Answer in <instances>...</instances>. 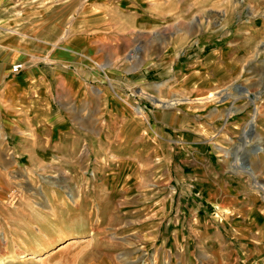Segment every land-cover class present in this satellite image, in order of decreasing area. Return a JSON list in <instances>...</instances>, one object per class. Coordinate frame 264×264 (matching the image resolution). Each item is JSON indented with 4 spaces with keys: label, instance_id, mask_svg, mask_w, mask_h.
<instances>
[{
    "label": "rangeland",
    "instance_id": "obj_1",
    "mask_svg": "<svg viewBox=\"0 0 264 264\" xmlns=\"http://www.w3.org/2000/svg\"><path fill=\"white\" fill-rule=\"evenodd\" d=\"M146 1L158 2L139 3L145 6ZM165 1H170L166 9L172 15L161 20V25L151 26L144 24L141 9L127 1L91 0L85 21L91 29L86 34L95 61L89 63L87 58L77 56L78 63L67 60L70 57L61 46L69 34L85 31L74 29L81 22L76 13H62L67 10L64 0L58 7L64 8L58 14V30L46 23L43 26L45 19L39 18V13L52 5L48 0H0V41L28 52L41 49L42 55L58 52L57 58L64 60L61 71L67 70L70 61L81 68L86 61L91 73L96 70L109 77L106 81L103 76H93V84L107 88L119 84V111L91 112L93 139L101 147H119V159L107 156L99 163L96 153H87L82 147L76 158H59L50 151L47 157L25 166L26 160L15 150V139L0 131V264H264L259 248L249 255L248 244L243 250L246 254L230 253L237 241L225 234L227 207L219 209L208 203L204 199L207 190L197 191L201 186H180L178 176L181 168L186 172L196 162L207 167L202 157L195 160L189 156L196 148L205 149V144L195 136L184 137L187 132L198 130L203 121L215 116L224 118L229 102L231 118L246 113L254 125L261 116L264 0ZM163 30L169 31L166 38L195 39L181 47L178 57L167 64L170 75L199 57L197 30H229L237 34L233 43L245 44L244 62L237 65L234 81L208 98H216L223 109L205 110L208 106L203 107L195 96L187 103L171 102L165 114L177 124L163 127L156 126L166 124L163 119L154 120L150 110L133 101L138 86L146 98L147 84L161 78L159 65L155 63L151 69L147 60L164 41ZM238 32H246L245 39ZM16 63L11 62L8 71ZM190 83L194 86L191 80L185 85ZM59 85L56 98L67 102L66 86L62 81ZM249 95L257 100L252 102ZM113 118H119V138L99 139L98 126L107 119L109 128ZM38 138L34 146L47 148L53 144L44 142L41 135ZM118 179L119 186H83L106 180L113 185ZM136 183L140 186H123ZM247 187L264 202V187ZM213 195L225 203L231 198L226 190L213 191Z\"/></svg>",
    "mask_w": 264,
    "mask_h": 264
},
{
    "label": "crops",
    "instance_id": "obj_2",
    "mask_svg": "<svg viewBox=\"0 0 264 264\" xmlns=\"http://www.w3.org/2000/svg\"><path fill=\"white\" fill-rule=\"evenodd\" d=\"M48 1L52 5L48 7L49 9L42 10L44 12L41 15L39 13V18L45 19L42 21L43 26L47 24L52 29L58 30V14L64 9L58 8L62 0ZM64 1L67 10H63L62 13H67V16L71 13L74 16L76 13V17L80 18L81 22L77 29L76 26L74 29L85 32L69 34L61 47L70 57L67 60L72 58L71 61L78 62L76 57L81 56L91 63L95 58L89 52L90 42L86 34V30L91 29L85 21L89 14L87 3L91 0ZM123 1L129 2L131 7H139L142 20L147 25H161V20L166 21L165 19L172 15L166 9L170 1L157 0L158 2L152 4L146 1L145 6L139 3V0ZM136 22L139 24L138 21ZM197 31L199 57L188 60L177 74L167 73V64L178 57L181 47L195 39L181 36L166 38L169 31L163 30L164 41L147 60V63L152 64L151 69L155 63L159 65L161 78L147 84L146 98L141 94L143 90L140 86L132 96L133 101L139 102L138 105L142 104L151 111L154 120L163 119L161 122H166V124L156 123V126L166 127L169 126L168 123L176 125V120L165 112L169 109V105H172L171 102L187 103L192 96L198 98L203 107L208 106L205 110L215 112L218 108L223 109L218 106L219 101L216 102V98L211 100L208 98L211 93H216L220 88H225L234 81L237 65L244 62L245 44L237 46L232 42L236 39V33L231 34L229 30ZM245 33L238 32V35L245 39ZM0 44L2 45L0 46V131L6 137L15 139V150L19 152L18 156L26 160L25 166L37 158L47 157L50 151L56 153L59 158H76L81 155L82 147H86L87 153L88 151L96 153L100 159L99 163L107 156L119 159V147L113 150L101 147L93 139L91 113L93 109L119 111V84L114 83V87L111 88L93 84V76L99 79L103 76L106 81L109 77L96 70L91 73L92 67L87 65L86 61L82 62L84 64L82 68L70 61L69 64L67 63V70L61 71L59 66L64 60L57 58L58 52L42 55L41 49L39 52H28L14 44L12 49L9 42L0 41ZM103 45L106 46L105 43ZM42 59H46L47 62H38ZM14 61L23 65L16 73L12 70L8 71L9 65ZM103 67L106 65L104 64ZM171 78H174V81ZM189 80L194 82V86H191V83L185 85ZM60 81L63 82L64 87L66 86L63 88L64 93H67V102H60V99L56 98L60 94ZM178 83L181 85L176 86ZM191 91H196V95ZM157 104L161 106L158 107ZM230 107L229 102L224 118L215 116L216 118L212 120H205L201 123L202 130L199 125L198 130L193 129L192 132L189 131L184 135L186 138L188 136L200 138L205 144V149L196 148L189 156L195 160L202 157L205 160L203 165L207 167L198 166L196 162L192 167L187 168L186 172L181 168V173H178L179 184L187 187L201 186L197 191L207 190V197L204 199L208 203L219 209L227 207L225 234L237 241V245L235 244L237 247L230 253L246 254L243 250L248 244L246 250L249 251V255L250 251L255 252V248H259L258 254L263 256L260 262L264 263V247L260 244H264V202L247 187H264V104L260 108L261 116L254 122L257 135L253 134L251 137L245 134L250 121L248 115L243 113L238 118H231L233 111L230 110L233 108ZM107 122L106 119L102 126H98L99 139L116 141L119 138V118H113L109 128ZM179 125L181 127L180 123ZM39 135L44 138V142L53 144L47 148L34 146L33 143L39 141ZM253 146H258L259 149L253 152L251 150ZM106 181L90 183V185L84 183L83 186H119V179L113 185ZM123 186L140 185L136 183ZM221 190H226L231 196L227 203L213 195V191Z\"/></svg>",
    "mask_w": 264,
    "mask_h": 264
},
{
    "label": "water",
    "instance_id": "obj_3",
    "mask_svg": "<svg viewBox=\"0 0 264 264\" xmlns=\"http://www.w3.org/2000/svg\"><path fill=\"white\" fill-rule=\"evenodd\" d=\"M242 89L241 90H245V88H243V87H241ZM225 98V96H223L222 97V99H224ZM253 122H252V120H250L249 121V125H248V128H247V130L245 131L246 132V134L249 136V137H251V136H253ZM259 148H258V146H253L252 148H251V150L253 151V152H255V151H257Z\"/></svg>",
    "mask_w": 264,
    "mask_h": 264
},
{
    "label": "built area",
    "instance_id": "obj_4",
    "mask_svg": "<svg viewBox=\"0 0 264 264\" xmlns=\"http://www.w3.org/2000/svg\"><path fill=\"white\" fill-rule=\"evenodd\" d=\"M23 67L22 63L21 62H17L13 67H12V72L16 73L18 72L19 70H21Z\"/></svg>",
    "mask_w": 264,
    "mask_h": 264
},
{
    "label": "bare ground",
    "instance_id": "obj_5",
    "mask_svg": "<svg viewBox=\"0 0 264 264\" xmlns=\"http://www.w3.org/2000/svg\"><path fill=\"white\" fill-rule=\"evenodd\" d=\"M211 96V95H210ZM250 96V98L253 100L252 102H255L256 100H257V97L256 96H253V95H249ZM172 104V103H171ZM174 104V103H173ZM257 113H258V110L257 109H255V114L257 115ZM254 131V130H253ZM246 134V133H245ZM261 188V187H260ZM70 196V198L71 199H74L75 198V196H72V195H69ZM73 201V200H72Z\"/></svg>",
    "mask_w": 264,
    "mask_h": 264
}]
</instances>
